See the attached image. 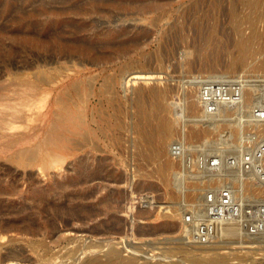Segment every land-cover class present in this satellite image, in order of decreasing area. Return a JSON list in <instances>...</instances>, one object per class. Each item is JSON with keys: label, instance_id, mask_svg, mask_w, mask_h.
Listing matches in <instances>:
<instances>
[{"label": "rangeland", "instance_id": "1", "mask_svg": "<svg viewBox=\"0 0 264 264\" xmlns=\"http://www.w3.org/2000/svg\"><path fill=\"white\" fill-rule=\"evenodd\" d=\"M56 36L80 37L102 53L98 65L82 62L84 79L94 76L86 112L98 145H72L84 129L65 121L60 132L69 140L47 149L57 160L24 165L0 151V218L16 227L0 232V255L16 251L14 264H68L83 250L103 257L114 248L136 264H186L189 249L220 247L232 264H264V0H0L3 117L20 106L12 90L33 83ZM241 37L250 42L242 62ZM57 61L51 65L65 61L70 77L78 75L75 58ZM154 85L162 92L152 96ZM137 88L158 106L151 125L159 115L170 125L169 169L138 135ZM28 112L17 121L25 136L34 133ZM25 224L41 230H17Z\"/></svg>", "mask_w": 264, "mask_h": 264}, {"label": "bare ground", "instance_id": "2", "mask_svg": "<svg viewBox=\"0 0 264 264\" xmlns=\"http://www.w3.org/2000/svg\"><path fill=\"white\" fill-rule=\"evenodd\" d=\"M76 7H78V6H76ZM91 7L93 10H97V9L101 10V8H100L101 6H98V5H92ZM43 8H45V7H43ZM70 8H72V6ZM79 9H81V8H79ZM79 9L75 8L74 11L79 13L78 12ZM49 10H50V8H49ZM52 10H53V8H52ZM64 11H65V9H64ZM87 11H89V9ZM37 14H38V12H37ZM40 18H41V16H40ZM63 26H61V27H63ZM50 29L52 30L53 28L50 27ZM59 29H60V27H59ZM60 32L61 31H59L58 34ZM65 32H66V30H65ZM67 32H69V31L67 30ZM47 33H45V34H47ZM51 33L52 32H50L49 34H51ZM56 33H57V30H56ZM41 36L43 37V35H41ZM41 36H39V37H41ZM45 37H47V35ZM52 38H53V36H52ZM62 38H63V36H62ZM125 41H127V40H125ZM55 42H56V44H55L56 46L53 47L52 46L53 43L51 42L52 45H50V46H52L53 48L52 47H51V49L48 48V50L52 51L53 53L50 52L51 54H46V55H48L46 57L47 59L43 60V63H38L37 69L35 72V80L33 81V83L27 84L26 87H24L23 89L15 86L16 87L15 90L14 89L12 90L13 94H15V96L18 100L17 103L20 106L19 107H10V109L8 110L9 111L8 113L10 114L11 118L10 117L5 118V117H3V115L0 114V130L3 131V133L0 132V151L5 152V151L11 150L10 154H8L9 159H11V160H13L19 164H24V165L33 164L38 159L47 160L48 158H50L53 160H57V158H55L56 155H53V153H51L47 149L51 148L52 146L58 145L59 142L62 141V138H65L64 140H69V137H65L64 134H62V132H60V129L62 128V124L65 121L70 122V124L73 123L76 127H80L82 129H84V133L82 135L83 136L82 140L78 141L76 139L74 142H72V145H74V146L89 145L93 148H97V145H98L97 142L93 139L92 133L90 132L91 121L89 122L90 119L88 118V115L86 112L89 108L88 107L89 102H90V99L92 97V91L90 89V83H94V80H93L94 76L92 77L91 75H88V79L86 76H85L86 79H84V70L86 69V65H84V63H82V62H88L91 65H93V64L98 65V62L102 56V53L99 51L100 49H97V47L94 45V43L83 42L80 40V37L78 40L73 39V38H72V40L70 38L65 40L64 38L61 39L58 36L56 38ZM108 42H110V41H108ZM37 43H38V48L40 50L47 48L44 45V42L37 41ZM115 43H114V45H115ZM249 43H250L249 38H245V37H241L238 41V47L240 49V61L241 62L246 59L245 56L250 51V44ZM107 45H108V43H107ZM116 46H117V44H116ZM120 47H125V46L123 45ZM42 56H43V53H42ZM58 58L67 59L68 63L72 58H75L77 60V62H75V64L77 66L76 71L78 72V75L75 77H70V75L67 73L68 71L70 72V70L67 67L68 66L67 62H65V61H64V63H66V67L63 66V65H65L63 62H62L63 67L60 66L61 64H59V66L55 65V64H54L55 66L51 65L54 63V61H55V63L58 62L57 61ZM39 62H42V61H39ZM45 65H47V68L45 67ZM64 67L68 71H66ZM73 71H75V70L73 69ZM140 75H141V73H140ZM140 75H137L135 78L141 79L142 76H140ZM72 76H73V74H72ZM124 81H125V79L123 80V83H124ZM135 81L137 83L139 80H135ZM128 82H129V80L125 81L126 85H130ZM86 85H87V87H89V91L83 90L86 88ZM132 85H134V84H132ZM170 89H172V87L169 88V90ZM149 90H150V95H152V96L160 94L162 92V89L156 87L155 85L150 86ZM169 90H168V92H169ZM173 90H175V88ZM173 90L171 92H173ZM253 90H254L253 87L249 88V92H250L251 96H252ZM105 91H107V90L106 89L101 90V93H104ZM174 92L176 93L177 91H174ZM136 96H137V98H136V100H137L136 113L138 114V117H139L138 121H140L138 123V127H137L138 135L141 139H143V141H145V143H147V145L149 147H151V151L153 152L154 155H157L160 157L161 156L165 157L161 161L162 162L161 167L163 169H169L172 165L171 164L172 158H170L169 156L166 157L168 149L166 151L165 135L171 129L170 125H169L168 121L164 119L165 116L160 117V115H159V117L157 116V118H156V121H157L156 124L154 126L151 125L150 121L152 119V116L155 113H157L156 109H158V106L155 103H153L154 105L153 104L151 105L150 102L147 103L145 96L142 95L141 90H139L138 88L136 91ZM96 98H98V97H96ZM156 98H158V97H156ZM157 104H158V102H157ZM242 105H243V103H242ZM92 106H94V105H92ZM32 109L34 112L31 115L35 120V122H34V133L31 136H25L24 132L18 131L19 125H18L17 121H20L21 119L26 118V117L28 118V116L30 115L28 111H31ZM60 111H63L65 113V115H63ZM105 119H106V117H105ZM100 123H102V122H100ZM122 125L123 124H121V120L117 119L115 122V126L122 127ZM76 127H75V129H76ZM108 131H109V129H108ZM197 136H198V134H197ZM86 149H85V151H86ZM53 156H55V157H53ZM238 172L240 173V171H238ZM176 185H177V183H176ZM106 205L107 206L109 205L108 201H107ZM169 216H171L170 222H167L165 227H168V223L175 224L176 218L177 217L179 218L180 213L177 210L173 213V215L171 212ZM215 217H217V216L215 215ZM236 217H237V215H236ZM214 219L215 218H213V220ZM230 219H232V218H230ZM50 226L52 227L51 224H50ZM12 228L15 229L16 227L15 226L13 227V224L2 221V219L0 218V232H7L8 230H10ZM255 229H257V228H255ZM17 230L24 232V233L35 234L38 231L40 232L41 227H35L31 224H25V225L18 227ZM209 235H211V233ZM253 235H255V234L253 233ZM249 238H250V236H249ZM255 238L258 239V237H255ZM251 239H252V236H251ZM94 248H95V246H94ZM219 248L220 247L204 249L202 247L201 248L200 247H194L192 249H189L188 251L189 252L191 251L192 254L189 257H187L188 260L185 259L186 261H188V263H186V264H232L230 262L229 257L223 256L222 254L219 253V251H218ZM92 252H95V251H92ZM119 252L114 248H109L108 251L106 253H104L105 255H103V257L100 256L99 254H98L99 256H97V255L96 256H88L87 255L88 257H86L85 256L86 252H85V250H83L77 256L76 255L73 256L72 259L68 262V264H78L79 262H80L79 264H136L137 263L136 257L133 254L124 258L123 257L124 255L121 257ZM81 253H83V254L80 255ZM201 253H204L205 255L204 254L202 255ZM210 253L213 254L211 257H210V255H211ZM163 254L165 255V253H163ZM17 256H18V253L16 251L10 250L5 255L4 254L0 255V261H8L9 262L8 264H14V262H15L14 259H16ZM166 256H168V255H166ZM144 262H145L144 264H147V263L148 264H168V263H163L160 261L150 262L148 260H145ZM175 262H177V261H175ZM175 262L174 263L169 262V263L170 264H176ZM180 262L177 264H184L183 261L181 263Z\"/></svg>", "mask_w": 264, "mask_h": 264}, {"label": "built area", "instance_id": "3", "mask_svg": "<svg viewBox=\"0 0 264 264\" xmlns=\"http://www.w3.org/2000/svg\"><path fill=\"white\" fill-rule=\"evenodd\" d=\"M212 88V87H211ZM225 87H223V89H224ZM213 89V88H212ZM218 90H219V88H218ZM222 92H225V91H222ZM208 196H210V195H208ZM216 207V206H215ZM216 209V208H215Z\"/></svg>", "mask_w": 264, "mask_h": 264}]
</instances>
